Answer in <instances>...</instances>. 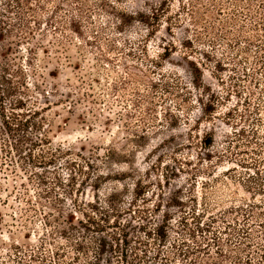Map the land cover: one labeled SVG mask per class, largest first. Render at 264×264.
<instances>
[{"label":"rangeland","instance_id":"374dc122","mask_svg":"<svg viewBox=\"0 0 264 264\" xmlns=\"http://www.w3.org/2000/svg\"><path fill=\"white\" fill-rule=\"evenodd\" d=\"M4 1L0 0V11L6 9ZM98 1L94 0L87 13V20L92 23H87L88 29L82 38L70 30L71 8L64 0L32 1L31 7L35 9L32 30L20 29V20L13 12L10 29L15 30V34L4 33L0 37V68L5 66L9 70L5 74L0 69V77L7 76L12 85L21 88L22 93L14 96V100L23 101L25 110L20 112L28 111L25 117H30L32 124L41 123L40 138L35 130L30 136L34 143L43 140L36 155L44 163L25 173L19 166L6 163L0 153V264H49L50 254L42 246L53 229L48 227L46 233L47 217L51 220L60 217L65 222L73 218L79 227L78 221H86V218L78 210H87L96 221L102 222L104 214H93L87 205L101 203L105 206L106 195L114 191H125L130 201L135 183L139 181L148 194V201L141 203V207L152 210L156 203L166 206L159 213L158 222L164 213L179 219L180 210L169 207L177 195L190 203L187 212L208 210L204 223L226 212L225 223L218 220L214 225L218 231L223 232L227 223L238 220L241 229L231 238L234 242L250 219L245 212L248 205L263 201L260 195L248 192L249 182H246L250 172L247 169L253 168L250 166L255 160L264 159V153L253 154L247 150L259 149L256 143L233 148L236 154L231 156L232 160L225 158L212 165L203 163L201 167L200 159L207 150L190 146L193 141L189 133L195 121L200 120V137L210 139L214 133V150L226 155L230 154L228 140L233 128L244 127L250 136L253 128H257L264 136V66L257 67L251 82L244 73L251 72L250 65L238 44L233 49H225V44L219 40L216 45L204 41L194 58L203 62V54L216 55L215 61L203 62L201 68L205 85L223 98L213 119H206L196 103L202 94L192 88V75L186 61L189 50L183 45L193 36L194 27L184 18L178 0H105L109 4V16L98 9ZM165 1L171 6V13L163 18L155 36L140 24L119 32L121 26L111 7L130 14L149 13ZM40 3L45 10L37 9ZM60 5L63 8L59 18L64 20L65 27L62 32H55L50 21ZM27 8L24 5V10ZM220 10L221 14L216 16L221 20L235 16L241 23L245 20L239 6L229 5ZM180 15L183 23L176 26ZM173 45L176 53L164 61L161 58L164 48ZM256 53L252 46L251 56ZM217 61L227 65L223 73L214 68ZM154 84L157 87L153 89ZM9 86L2 81L3 90L7 91ZM167 90L178 94L177 97ZM144 96H150L155 104L152 115L146 112L150 107L147 101L141 108L137 107ZM186 97L189 100L186 106L178 108L177 102ZM246 99L251 100V122L234 127L227 125V113L244 110ZM167 110L182 120L190 119V124L169 127L165 119ZM232 144H237V140ZM113 148L121 153L130 152V162L107 165L106 155ZM239 161L250 165L242 167ZM259 167L264 170V165ZM228 169H232L231 172ZM32 172L34 175L30 177ZM118 178L123 180L117 181ZM254 183L250 185L255 188ZM31 205L37 212L30 210ZM255 210L258 212L261 208ZM176 220L172 223V240L183 249H195V241L181 235L182 227ZM189 220L194 226L193 218ZM197 237L201 240L200 235ZM42 254L47 258L38 261ZM179 260L176 264L184 262Z\"/></svg>","mask_w":264,"mask_h":264},{"label":"trees","instance_id":"16d2710c","mask_svg":"<svg viewBox=\"0 0 264 264\" xmlns=\"http://www.w3.org/2000/svg\"><path fill=\"white\" fill-rule=\"evenodd\" d=\"M32 1L37 0H5L3 2L6 9L0 11V37L4 33H9V36L15 34V30L10 29L12 26L10 22L12 19L11 14L13 12L20 20L18 26L20 29L24 31L32 30V21L34 19L32 13L35 11L31 7ZM93 2L94 0H64V3L71 8L70 30L81 38L85 36L88 29L87 23H92L87 20V13L90 12ZM178 2L184 18L188 19V23L194 27L192 30L193 36L188 38L183 45L186 50H189L186 53V61L192 75V88L202 94L196 103L201 107L206 119H213L217 112V106L223 101V98L218 97L211 87L205 85L201 64L206 61H209V63L215 61L216 55L214 53L203 54V57H205L203 62H198L194 57L198 54L200 45L204 41H209V43L216 45V41L219 40L225 44V49H233L234 45L238 44L240 52L246 56V61L251 68V72L247 70L244 73L251 78L252 82L257 74V67L264 66V35L262 34L264 33V0H178ZM256 2L260 4L257 6ZM24 5H27V10H24ZM229 5L242 8L241 15L245 19L242 23L237 16L226 18L225 20H221L216 16L221 14V8ZM96 6L100 11L108 14L109 4L105 0L96 2ZM36 7L38 10H45V6L41 3L37 4ZM62 8L63 5L56 8L50 21V26L55 32H62L65 27L63 25L64 20L59 18ZM111 8L113 11L115 10L114 15L117 16L121 26L118 29L119 32L122 33L125 27L140 24L146 27L152 36H155L160 31L163 18L171 13V6L166 1L159 7L152 8L149 13L130 14L124 11H117L115 7ZM181 18L180 15L176 26H180L183 23ZM16 36L21 39L24 38L22 34H16ZM252 46L257 51L253 57L251 56ZM175 48L176 46L174 45L172 48L165 47V52L161 58L164 61L168 60L176 53ZM214 65L218 73H223L227 66L223 61H217ZM0 69L5 74L9 73L8 68L5 66ZM235 69L239 71L236 65ZM2 81L10 85L7 91L3 90ZM221 81L223 82V80ZM20 84L21 87H25V84ZM156 87L157 85H152L153 89ZM184 87L187 91L189 90L186 85ZM17 92L22 93L20 87L16 88L12 85L7 80V76L0 77V153L6 163L9 161L11 165L19 166L23 172L28 173L30 170L39 168L44 164L36 155V149H41L43 140L34 143L31 141L32 136H30V133L35 130L39 133L37 138H40L43 129L41 123L35 122L32 124L30 117H25L29 113L28 111L20 112L25 110V107L22 104V100H14ZM167 92L174 97L178 95L170 90H167ZM191 94L189 92V95ZM203 96L207 97V100H204ZM144 97L141 98L143 100L140 99L137 102V107L141 108L143 103L147 101L150 107H148L146 112L152 115L155 104L150 96ZM188 101V97L182 98L181 101L177 102V107L186 106ZM244 103V110H233L227 113V125L234 127L242 122H251V100L246 99ZM8 106L10 107L7 108ZM165 119L169 127L172 128H176L182 123L190 124V119L182 120L180 116L171 113L170 110L166 111ZM195 122L196 124L191 127V132L189 133L190 140L193 141L190 146L195 145L200 149L207 150L206 154H204L205 157L200 159V162H202L201 167L203 163L212 165L225 158L232 160L231 156L236 154L233 148L240 147L242 144L249 147L256 143L259 149L247 150L253 151V154L264 153V136L261 135L257 128H253L252 136L244 127L240 129L233 128V135L228 140L230 154L226 155L214 150V133L211 134L210 139L200 137L202 123L200 120ZM195 131L197 132L196 134H194ZM142 137L144 138V136ZM194 139L198 140L194 141ZM234 140H237V144H232L231 146ZM27 143H29L28 146ZM106 156L105 162L107 165L128 164L131 160L130 152L129 154L121 153L114 148L109 150ZM255 161V164L250 166L253 168L247 169L250 172H248L246 182H249L248 192L260 195L263 201L260 204L253 203L248 205V209L245 212L248 213L250 219L244 225L242 232L240 231L242 234H238L239 237L235 242L231 238L241 229L238 227V220L234 219L233 222L227 223L223 232L218 231L214 225L218 223V220H223L222 222L225 223L226 212L218 217L212 216L209 222L204 223L203 218L208 213V210L205 208L201 213L195 210L187 212L190 203L177 195L173 198L169 207L180 210L181 216L179 219L176 220L170 213H164L162 220L158 222L156 219L166 206L156 203L152 210L146 206L141 207V203L148 201L146 198L148 194H145V187L139 181L135 183L134 196L130 201L125 191H114L106 195L105 206L101 203L87 205L93 214H104L102 222L96 221L93 216L88 214L87 210H78V213H82L84 218H86V221H78L79 227L74 224L75 219L73 218L65 222L60 217H53V220L47 217L44 223L46 233H48V227L53 229L46 235V239L43 240L45 244H42V246L44 245V251L46 252L47 250L48 255L50 254L49 264H176L180 261L179 259L184 261L182 264H264V170L259 167V165H264V159ZM237 163L245 168L250 165L242 161ZM200 169L198 168L197 170L201 171ZM231 170L228 169V172H231ZM252 170L254 172L251 174ZM33 175L34 173L30 174V177ZM122 180L120 178L117 179V181ZM255 180L258 182L257 184ZM41 183L44 184L43 181ZM250 183L256 184V187H252ZM22 186L27 190L25 184ZM259 207L261 210L256 212L255 209ZM29 208L31 211L37 212L34 205ZM190 217L193 218V223L195 222L194 226L189 220ZM175 220L182 227L181 235L192 238L195 241V249H183L175 240H172L171 232L174 231L172 223ZM250 221L252 222L250 223ZM64 223H66V227ZM222 233L226 235V238L222 236ZM197 235H200L201 240H198ZM45 245H49V248L47 249ZM175 256L181 258H176ZM46 258L47 255L42 254L38 261H44ZM201 261L204 263H201Z\"/></svg>","mask_w":264,"mask_h":264}]
</instances>
